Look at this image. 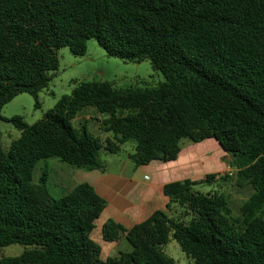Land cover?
Returning <instances> with one entry per match:
<instances>
[{
    "label": "trees",
    "instance_id": "obj_1",
    "mask_svg": "<svg viewBox=\"0 0 264 264\" xmlns=\"http://www.w3.org/2000/svg\"><path fill=\"white\" fill-rule=\"evenodd\" d=\"M91 39L110 56L150 60L166 81L126 90L81 82L33 125L10 119L21 137L0 145V254L15 244L24 251L0 264H178L164 252L171 236L195 264H264V0H0V117L21 94L39 107L58 51L84 56ZM87 107L107 116L111 138L73 126ZM183 139L216 140L231 156L237 184L254 188L241 217L221 187L196 190L227 175L171 182L167 210L130 229L104 224L106 242L125 237L132 250L102 261L91 234L106 200L89 183L52 197L48 168L34 182L50 158L106 171L101 151L119 154L131 140L135 167L176 161Z\"/></svg>",
    "mask_w": 264,
    "mask_h": 264
},
{
    "label": "rangeland",
    "instance_id": "obj_2",
    "mask_svg": "<svg viewBox=\"0 0 264 264\" xmlns=\"http://www.w3.org/2000/svg\"><path fill=\"white\" fill-rule=\"evenodd\" d=\"M58 56L60 62L59 69L50 85L39 93V107L36 106V99L29 94H21L4 106L0 117V145L5 150H8L12 143L21 137V131L10 122V119L22 117L27 124L33 125L54 109L61 97L71 95L81 82L106 81L113 84L118 90H126L129 88H153L166 81L163 74L154 69L150 60L137 63L110 56L96 39H91L88 42L87 52L84 56L73 54L68 47L60 49ZM106 118V115L99 114L94 108L87 107L73 121V126L78 130L85 129L94 136H100L105 139L107 133L104 131L102 121ZM182 144L183 146L192 145L187 139H183ZM135 145L136 142L134 140L129 141L123 146L119 154H109L102 150L101 159L106 163L108 169L117 171L122 167V162L128 160V156L133 152ZM218 149L211 147L207 152L213 166L217 162L220 152L223 151L222 148ZM231 160V156L225 153L220 157V161L222 162L230 163ZM228 163L225 171H221L218 168L214 170V173L219 175H227L226 181L219 180L218 183L214 184H200L196 186V190L208 193L222 187V191L229 198L234 217L239 218L242 215L241 207L254 193V188L251 185L240 187L237 184L239 179L238 172L235 169H231ZM45 168L49 169L48 190L54 198H60L68 192L65 189L66 187H62L64 186L61 183L64 181L62 169L80 171L78 173L83 174L88 173L86 170L77 169L61 162L58 158H50L41 161L36 167L34 171L35 183L40 182ZM79 178V176H76L72 180L73 175L69 173L70 183L71 181H78ZM99 227L98 225L92 234V239L96 242H99V238L102 235ZM100 242H103V240H100ZM23 251L24 247L18 244L6 247L2 249L0 259L3 257L19 256ZM164 252L178 264H195L194 260L182 250L179 243L172 236L170 242L164 247Z\"/></svg>",
    "mask_w": 264,
    "mask_h": 264
},
{
    "label": "crops",
    "instance_id": "obj_3",
    "mask_svg": "<svg viewBox=\"0 0 264 264\" xmlns=\"http://www.w3.org/2000/svg\"><path fill=\"white\" fill-rule=\"evenodd\" d=\"M105 137L111 138L112 135L106 134ZM181 147L182 151L179 158L176 161L168 163L153 161L148 165L135 167L130 159V155L135 151L134 147L133 152L128 156V160L123 161L122 167L117 171L108 169L107 165L106 171L95 170L88 171L85 174L78 173L80 171L62 169L64 181L61 183L64 186H61L66 187L65 189L70 191L78 184L89 183L106 200V208L96 221L93 232L99 225L102 234L103 226L108 220H114L125 228L130 229L147 220L154 212L168 209L170 199L164 194V186L166 184L187 179L201 181L209 174H217L214 173V170L217 168L221 171L227 169L228 162L220 161L221 155L223 153L227 154L223 149L214 166L208 157L207 152L209 148H221L216 140L209 139L197 144L192 143V145L188 146H183L181 142ZM228 165L231 169H235L231 167V162ZM69 173L73 175L72 180L76 176L80 177L79 180L75 182L71 181L70 183ZM217 175L218 177L222 176ZM54 177L56 178L55 175ZM174 212H176V208L173 209ZM99 239L103 240V242H100V240L99 242H95L102 248V261L111 257H117L122 252H130L132 250V246L125 237L115 242H106L103 239V235Z\"/></svg>",
    "mask_w": 264,
    "mask_h": 264
}]
</instances>
